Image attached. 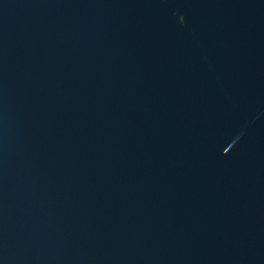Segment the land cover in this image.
Masks as SVG:
<instances>
[{
    "label": "water",
    "instance_id": "1",
    "mask_svg": "<svg viewBox=\"0 0 264 264\" xmlns=\"http://www.w3.org/2000/svg\"><path fill=\"white\" fill-rule=\"evenodd\" d=\"M0 264H264V0H0Z\"/></svg>",
    "mask_w": 264,
    "mask_h": 264
}]
</instances>
